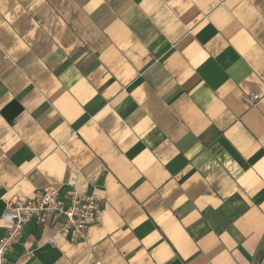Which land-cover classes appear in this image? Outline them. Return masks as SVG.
Here are the masks:
<instances>
[{
	"label": "crops",
	"instance_id": "0c3cea01",
	"mask_svg": "<svg viewBox=\"0 0 264 264\" xmlns=\"http://www.w3.org/2000/svg\"><path fill=\"white\" fill-rule=\"evenodd\" d=\"M48 186L8 264H264V0H0V240Z\"/></svg>",
	"mask_w": 264,
	"mask_h": 264
},
{
	"label": "built area",
	"instance_id": "2783aa9c",
	"mask_svg": "<svg viewBox=\"0 0 264 264\" xmlns=\"http://www.w3.org/2000/svg\"><path fill=\"white\" fill-rule=\"evenodd\" d=\"M248 99L250 104L255 105L262 100V96L252 93ZM101 203L96 194L82 195L76 189L62 200L60 188L56 186L37 191L31 198L9 203L2 219L6 233L0 240V264H8L13 247L20 242L27 226L33 221L46 226L49 219L54 218L56 232L68 233L76 242L86 241L89 227L100 220Z\"/></svg>",
	"mask_w": 264,
	"mask_h": 264
},
{
	"label": "trees",
	"instance_id": "16d2710c",
	"mask_svg": "<svg viewBox=\"0 0 264 264\" xmlns=\"http://www.w3.org/2000/svg\"><path fill=\"white\" fill-rule=\"evenodd\" d=\"M263 257V254H262V256H261V258ZM261 260V259H260Z\"/></svg>",
	"mask_w": 264,
	"mask_h": 264
}]
</instances>
